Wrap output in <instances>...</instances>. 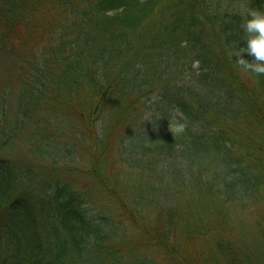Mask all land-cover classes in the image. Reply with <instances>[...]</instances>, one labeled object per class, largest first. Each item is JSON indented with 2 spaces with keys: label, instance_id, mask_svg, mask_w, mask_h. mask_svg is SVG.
Returning a JSON list of instances; mask_svg holds the SVG:
<instances>
[{
  "label": "trees",
  "instance_id": "16d2710c",
  "mask_svg": "<svg viewBox=\"0 0 264 264\" xmlns=\"http://www.w3.org/2000/svg\"><path fill=\"white\" fill-rule=\"evenodd\" d=\"M248 8L264 0H0V264H264V220L241 235L264 187V74L251 87L227 54ZM120 128L121 173L144 190L103 171ZM74 129L96 197L56 173Z\"/></svg>",
  "mask_w": 264,
  "mask_h": 264
},
{
  "label": "rangeland",
  "instance_id": "374dc122",
  "mask_svg": "<svg viewBox=\"0 0 264 264\" xmlns=\"http://www.w3.org/2000/svg\"><path fill=\"white\" fill-rule=\"evenodd\" d=\"M241 74L243 75L244 79H246V81L248 82V84L252 87L256 86V80L255 77L253 75H247L243 72H241ZM148 97H146L147 99ZM151 102L148 103V105H150ZM146 107L147 104H145ZM143 109H141L142 111ZM140 111L139 115H132L131 116V120L132 119H136L138 116H142L143 113ZM116 111L115 112H111L109 114H107V116L104 118V120L100 123L101 125H103L105 127L106 130L109 131V127L112 123L113 119H116ZM149 115V109L146 108V116ZM138 119H141L138 118ZM137 119V120H138ZM125 124H129V123H125ZM134 124V123H131ZM126 126V125H125ZM75 131L73 133H71L70 139L71 141H73L74 143H76V147H77V153H76V158L77 161L72 165V169H69V165L67 162H65V168H61L59 169L58 172H56L57 174L60 173L61 176L66 177L68 179L74 180L75 184L78 187H81L82 189L88 191L91 196L96 197L97 193L101 194L102 193V187L100 186V183L94 179L87 171L90 167V156L88 154L87 151V146L84 144L82 145L79 139V132H76L77 129H74ZM120 133H122V129H118L116 132L113 133L111 142H110V147L111 149L106 153V158L104 161V167H103V171L105 173V175L108 177L110 183L115 184L118 183V181H122L125 180L126 182H129V186L132 187V190L135 191V189L138 190H144L142 185L144 186L146 184V181L144 180H138L135 176L134 173L131 176V174L127 173L126 175L124 173H126L123 170V173H121V165L118 161V157L116 156L115 153V148L117 146L118 143V139L120 136ZM114 147V149H113ZM23 153L26 154V150H22ZM50 170V168H49ZM68 170V171H66ZM48 171V170H47ZM51 173V172H50ZM48 172V179H50L53 174H50ZM128 175V176H127ZM45 187V185H40V189H43ZM104 193V190H103ZM138 202V201H137ZM247 204V213L250 214L249 217H246L245 219H248V227H247V231L245 229H241V235H243L245 232H249L250 235H245V240L247 241V237H249L248 241H249V245L253 244L255 242V239H257L259 237V235H257V230L258 228L255 226V223L257 221H263L264 220V187H263V192H262V196H261V200H257L254 201L253 200H249L248 202H246ZM95 208L97 209H101L104 210L106 213L110 214L114 220L116 225L118 226V229L120 230V232L123 234V231L126 230V234H127V229L129 230L128 233H130L129 235H136L137 232V227L133 226V224L130 222V220L128 219L126 213H124L123 210H121V208L114 202H109L106 201L103 204H100V201L95 205ZM143 210H144V214L145 215H149V211L150 208L155 209V201L150 202L149 205H143L142 206ZM156 211H158V208L156 209ZM154 212L153 217H155L157 212ZM262 227H264V221L261 224ZM187 245H189L187 243ZM152 254V251H151ZM156 254H152V255H157ZM161 258H163V256H161ZM223 264H227L226 262H224Z\"/></svg>",
  "mask_w": 264,
  "mask_h": 264
},
{
  "label": "clouds",
  "instance_id": "9594fccd",
  "mask_svg": "<svg viewBox=\"0 0 264 264\" xmlns=\"http://www.w3.org/2000/svg\"><path fill=\"white\" fill-rule=\"evenodd\" d=\"M240 28L244 34L243 44L229 47L227 54L240 67L241 72L247 75L264 74V9L248 8L241 14ZM244 53L253 59L250 61L245 58ZM198 63L199 61H193V66ZM182 117L183 114L177 111L170 122L177 134L183 133L186 128Z\"/></svg>",
  "mask_w": 264,
  "mask_h": 264
}]
</instances>
